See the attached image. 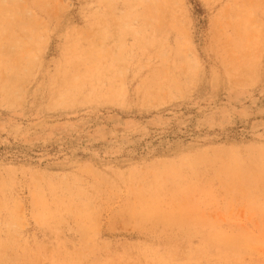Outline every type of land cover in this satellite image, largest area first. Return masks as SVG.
I'll return each mask as SVG.
<instances>
[{
    "label": "rangeland",
    "instance_id": "rangeland-1",
    "mask_svg": "<svg viewBox=\"0 0 264 264\" xmlns=\"http://www.w3.org/2000/svg\"><path fill=\"white\" fill-rule=\"evenodd\" d=\"M0 264H264V0H0Z\"/></svg>",
    "mask_w": 264,
    "mask_h": 264
}]
</instances>
